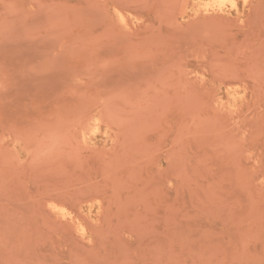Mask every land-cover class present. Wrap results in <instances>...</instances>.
<instances>
[{
    "label": "rangeland",
    "instance_id": "1",
    "mask_svg": "<svg viewBox=\"0 0 264 264\" xmlns=\"http://www.w3.org/2000/svg\"><path fill=\"white\" fill-rule=\"evenodd\" d=\"M232 1L0 0V264H264V0Z\"/></svg>",
    "mask_w": 264,
    "mask_h": 264
},
{
    "label": "bare ground",
    "instance_id": "2",
    "mask_svg": "<svg viewBox=\"0 0 264 264\" xmlns=\"http://www.w3.org/2000/svg\"><path fill=\"white\" fill-rule=\"evenodd\" d=\"M213 1L221 3V6H223L221 1H225L224 3H226V0H213ZM228 1L231 2V3H230V2H229V3H230L232 6H234V2H233L232 0H228ZM241 1H242V0H241ZM208 2H209V0H208ZM210 3H211V2H210ZM212 3H213V2H212ZM243 3H244V2H243ZM216 4L218 5V3H216ZM217 5H216V7H217ZM219 5H220V4H219ZM208 6H209V3H208ZM210 7H211V6H210ZM210 7H209V8H210ZM212 7H214V6H212ZM219 7H220V6H219ZM230 7H231V6H230ZM217 8H218V7H217ZM217 8H216V9H217ZM222 8H223V7H222ZM231 8H232V7H231ZM234 8H235V7H234ZM225 9H226V8H225ZM204 10H205V9H204ZM217 10H218V9H217ZM235 11H236V9H235ZM205 12H206V11H205ZM215 12H216V10H215ZM220 12H221V11H220ZM220 12H218V13H220ZM213 13H214V12H213ZM227 15H228V13H227ZM233 103H234V102H233ZM96 124H97V123H96ZM97 126H98V125H97ZM97 126H96V127H97ZM96 127H95V129L97 130ZM93 129H94V127H93ZM96 130H93V132L96 131ZM96 132H97V131H96Z\"/></svg>",
    "mask_w": 264,
    "mask_h": 264
}]
</instances>
